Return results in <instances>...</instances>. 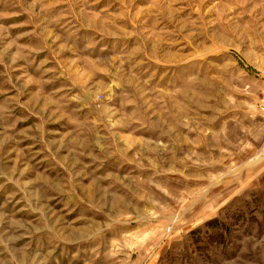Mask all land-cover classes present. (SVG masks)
<instances>
[{
    "label": "rangeland",
    "instance_id": "374dc122",
    "mask_svg": "<svg viewBox=\"0 0 264 264\" xmlns=\"http://www.w3.org/2000/svg\"><path fill=\"white\" fill-rule=\"evenodd\" d=\"M264 0H0V264H264Z\"/></svg>",
    "mask_w": 264,
    "mask_h": 264
},
{
    "label": "built area",
    "instance_id": "2783aa9c",
    "mask_svg": "<svg viewBox=\"0 0 264 264\" xmlns=\"http://www.w3.org/2000/svg\"><path fill=\"white\" fill-rule=\"evenodd\" d=\"M259 114H261L264 117V96L262 98V101L259 103L257 107Z\"/></svg>",
    "mask_w": 264,
    "mask_h": 264
}]
</instances>
